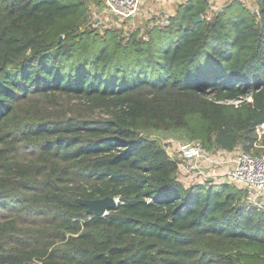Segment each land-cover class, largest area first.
Returning a JSON list of instances; mask_svg holds the SVG:
<instances>
[{
    "label": "trees",
    "instance_id": "1",
    "mask_svg": "<svg viewBox=\"0 0 264 264\" xmlns=\"http://www.w3.org/2000/svg\"><path fill=\"white\" fill-rule=\"evenodd\" d=\"M257 3L207 19L191 0L145 40L94 27L86 0H0V264H264V209L186 185L157 135L264 154ZM105 197L125 201L81 203Z\"/></svg>",
    "mask_w": 264,
    "mask_h": 264
},
{
    "label": "built area",
    "instance_id": "2",
    "mask_svg": "<svg viewBox=\"0 0 264 264\" xmlns=\"http://www.w3.org/2000/svg\"><path fill=\"white\" fill-rule=\"evenodd\" d=\"M103 14L108 20H112L116 24L133 22L142 9L144 0H102ZM180 3H188L191 0H175ZM214 14H206L207 19H211ZM204 18V15H202ZM110 17V18H108ZM169 18V16H168ZM168 18L165 21H168ZM129 33V32H128ZM128 33L124 37L128 36ZM143 38L147 40V36ZM258 141L262 139L264 134V124L257 129ZM184 159L187 161V167L190 170L197 169V164L204 160H209V153L206 152L202 143L195 141L186 144L182 148ZM234 158L227 164L232 163V167H228L224 175L229 176V181L223 182L228 184L240 183L249 195L250 203L258 208L264 209V154L258 155L253 152L239 151L235 152ZM214 161L210 162L213 163ZM206 175L205 172H202ZM214 174V172H212ZM222 174V175H223ZM227 180V179H226ZM231 181V182H230Z\"/></svg>",
    "mask_w": 264,
    "mask_h": 264
},
{
    "label": "rangeland",
    "instance_id": "3",
    "mask_svg": "<svg viewBox=\"0 0 264 264\" xmlns=\"http://www.w3.org/2000/svg\"><path fill=\"white\" fill-rule=\"evenodd\" d=\"M89 5V23L93 24L94 27L98 28L101 31H104L107 28H112V29H118L119 32L122 33V35H126L128 32H131L133 30H140L141 29V34L142 37L145 35V32H147L151 25L149 26L150 22H155L157 19L160 21L161 17L155 18L156 16H146L145 19L143 18L142 23H137L135 26L127 27L122 23L116 24L115 22H112V20H108L105 15L103 14V4L102 0H86ZM258 0H253L252 8L257 9L258 5ZM188 4V3H187ZM182 16L185 13V10H181L180 12H177ZM181 21L176 19L175 24L178 26ZM137 27L138 29H136ZM147 36V35H146ZM159 137L165 144L167 151L170 153V155L175 158L176 160L180 161V173L179 177L181 180L184 181L186 185H191V184H198V183H215V184H222L223 182L229 181V176L228 175H222V173H214L212 174L211 169H207L208 171L205 170L206 175H203L201 173H198V169H193L192 171L188 170L187 162L189 163L190 161H187L184 159V154L182 152V148L187 144V137L185 134L181 133H158ZM263 145V143H262ZM244 149L242 147H238V149L235 152L243 151ZM186 158V157H185ZM191 163V162H190ZM224 173H226V169L224 170ZM227 179V180H226ZM231 182V181H230ZM234 184V183H233ZM238 187L243 188L240 183H235ZM250 202V200L248 199ZM14 245H11L9 247H12ZM8 247V248H9Z\"/></svg>",
    "mask_w": 264,
    "mask_h": 264
},
{
    "label": "crops",
    "instance_id": "4",
    "mask_svg": "<svg viewBox=\"0 0 264 264\" xmlns=\"http://www.w3.org/2000/svg\"><path fill=\"white\" fill-rule=\"evenodd\" d=\"M208 1V11L207 14H215L222 11L227 5L234 1H240L246 5L252 6L253 0H207ZM103 4V1H102ZM183 3L177 2L175 0H144L140 14L133 22L123 23L125 26H135L137 23H142L146 16H156L155 18L161 17L165 21L168 16L176 15L180 5ZM103 12V10H102ZM110 18V17H108ZM153 27L155 22H150L149 26ZM150 27V28H151ZM138 29L137 27H135ZM144 29L143 27L140 28ZM235 151L233 152H224L222 150L214 151L209 153V160L201 161L197 164L198 173L203 174L202 172L208 171L211 169L214 173H224V170L228 167H232V163L227 164L228 160L231 161V158H234ZM214 161L213 163H210ZM227 172V171H226ZM189 173V172H188Z\"/></svg>",
    "mask_w": 264,
    "mask_h": 264
},
{
    "label": "water",
    "instance_id": "5",
    "mask_svg": "<svg viewBox=\"0 0 264 264\" xmlns=\"http://www.w3.org/2000/svg\"><path fill=\"white\" fill-rule=\"evenodd\" d=\"M203 19L202 15H199L195 18L196 22H201ZM120 201H125V199H116L113 197H105L97 200H81V203L84 204L88 208V213L94 216H105L109 213L110 210L118 207ZM130 203H135V201H131ZM171 223L164 226L165 229H170Z\"/></svg>",
    "mask_w": 264,
    "mask_h": 264
}]
</instances>
